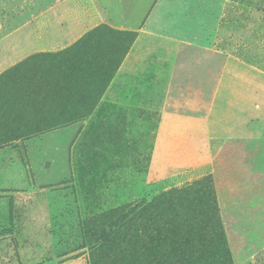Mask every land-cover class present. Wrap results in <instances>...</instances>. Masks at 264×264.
<instances>
[{
  "label": "rangeland",
  "instance_id": "obj_1",
  "mask_svg": "<svg viewBox=\"0 0 264 264\" xmlns=\"http://www.w3.org/2000/svg\"><path fill=\"white\" fill-rule=\"evenodd\" d=\"M83 2L0 0V264H264V169L196 167L181 153L194 139L172 130L175 63L145 51L141 23L66 41ZM256 23L231 48L200 47L234 67L239 100L244 87L264 101ZM242 48L258 57L227 56Z\"/></svg>",
  "mask_w": 264,
  "mask_h": 264
},
{
  "label": "crops",
  "instance_id": "obj_2",
  "mask_svg": "<svg viewBox=\"0 0 264 264\" xmlns=\"http://www.w3.org/2000/svg\"><path fill=\"white\" fill-rule=\"evenodd\" d=\"M83 1L81 6L72 8V19L68 17V37L52 34L56 36L53 42L60 45L65 41L59 39L76 41L101 24L134 31L132 26L141 23L140 39L148 45L145 51L177 66L173 86L179 92V123L172 130H178L179 137L194 139V145H185L181 153L199 155L196 167L210 164L211 169L219 164L225 174L232 161L242 163L244 156L249 165L255 164L253 169H264V101L250 95L244 87L238 92L242 97L239 100L234 88V67L219 68L213 62H204L209 53L200 48L202 41L230 48L238 41H246L248 27L256 25V19H264L258 7L248 6L249 0ZM185 41L194 42V47L179 45ZM240 51L227 56L258 57L251 50ZM218 54V50L211 51L209 57Z\"/></svg>",
  "mask_w": 264,
  "mask_h": 264
},
{
  "label": "trees",
  "instance_id": "obj_3",
  "mask_svg": "<svg viewBox=\"0 0 264 264\" xmlns=\"http://www.w3.org/2000/svg\"><path fill=\"white\" fill-rule=\"evenodd\" d=\"M21 68L19 69V67L17 68V70H15L12 74H13V76L15 77V75H16V78L17 77H20V74H21Z\"/></svg>",
  "mask_w": 264,
  "mask_h": 264
}]
</instances>
